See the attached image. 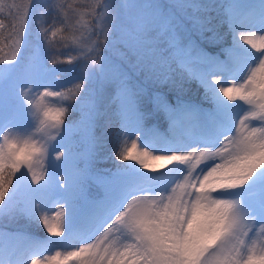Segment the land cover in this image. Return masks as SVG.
<instances>
[{"label":"snow or ice","instance_id":"snow-or-ice-1","mask_svg":"<svg viewBox=\"0 0 264 264\" xmlns=\"http://www.w3.org/2000/svg\"><path fill=\"white\" fill-rule=\"evenodd\" d=\"M8 7L18 23L10 59L0 58V217H25L59 243H79L44 255L57 242L0 226V264H264V0H93L98 39L63 69L55 53L52 67L38 50L22 58L29 8ZM213 8L233 36L225 60L202 44L221 39ZM178 73L198 81L207 110L182 99ZM70 112L79 120H66ZM156 112L171 136L145 127ZM193 114L185 138L177 130ZM108 135L116 159L128 163L94 170Z\"/></svg>","mask_w":264,"mask_h":264},{"label":"rangeland","instance_id":"rangeland-1","mask_svg":"<svg viewBox=\"0 0 264 264\" xmlns=\"http://www.w3.org/2000/svg\"><path fill=\"white\" fill-rule=\"evenodd\" d=\"M126 2H131V0H112L114 5H123ZM135 2H154L167 5L171 4L173 0H135ZM208 2L214 5H219L223 3L224 0H208ZM240 2L246 4H258L259 0H240ZM11 3L19 6V12H23V8L25 6L29 8V16L26 17V20L29 22L31 35L30 42L25 48L22 58L33 56L38 50L39 55H41L46 60V62H48L49 67H52L50 63V53H55L59 58L58 64L55 65L56 68L63 69L70 67L68 64L69 59H78V49L80 47H90L92 42L98 39L96 33L99 32L100 27L103 25V21L99 19L98 15H94L91 12L93 0H11ZM33 3H35L38 7L33 8ZM123 11L124 10L122 8L118 10V16L121 19L123 18ZM100 12L101 9L97 7L96 13L99 14ZM211 16L215 17L217 21H221L222 13L219 8H213L211 9ZM10 20L11 21H8L9 23L5 24L1 23L0 21V25H3L0 27V30L2 31V33H0V58L3 59H10V54L12 51L11 41L13 39V28L14 25H17L18 23V12L15 13V15L10 18ZM221 24H223L222 21L217 24V28H219L218 26ZM224 25L228 27V36L226 39H220V41L216 44H209L207 41L202 42L203 48L205 49V54L214 56L220 60H225L227 58L226 51L233 41V36L229 26L227 24ZM44 30L47 31L46 36L43 34ZM239 43L242 47L250 49V46L244 45L242 41H239ZM221 49H224L225 51H221ZM77 59H73L74 64L77 63ZM191 68L195 72L199 71L201 66L198 64H193ZM60 78L67 87H71V85L67 84L69 79L68 74L60 73ZM209 78L211 79L212 77ZM221 79L223 80V77H221ZM176 80L177 84L182 86V97L188 95H197L196 100H186L187 102L198 105L205 110L210 107L209 103L204 99V89L200 87L197 80L188 79L187 76H184V78L181 79L179 73L176 76ZM76 82L78 83L79 81ZM233 82L239 83L240 81ZM222 86L228 87L231 85L227 80H224ZM52 90L63 91L62 88H54ZM39 91H43V88L39 89ZM165 91H167L166 88ZM191 92L196 94H191ZM44 102L47 103V99H45ZM65 119L78 121L79 113L70 112L65 117ZM196 122L197 118L193 114L183 121L181 129H178L177 131L182 132L186 138L188 134L195 130ZM114 126L115 125L113 124V130H115L116 127ZM145 127L149 128L147 121H145ZM155 132L160 136H171L173 134L169 130L167 120L165 124L161 125L160 129ZM11 134L15 135L16 133L13 132ZM132 138L134 139L135 135H133ZM76 141L78 150L81 152L86 151L87 144L81 139V137L78 136ZM138 143H140V141H138ZM112 149V136L108 135L97 146L92 165L94 170H115L116 165L128 163L117 160ZM81 167H83V163H81ZM149 174L156 175L157 173L149 172ZM89 191L92 194H99L101 189L98 185L93 184ZM53 209H55V206L52 207V210ZM51 211L48 213L49 215H51ZM28 222L34 223L29 221L27 218L20 216L12 217L4 215L3 217H0V224L7 227V229L10 228L11 230H21V228L24 227L23 225ZM39 225L43 229V232L40 234V236L35 237L34 240L42 242L45 240L57 242L49 245V249L48 251H45L44 255L54 254V252L57 250H73L74 246H78L79 241L75 237L72 240L65 239L63 243H59V238L50 236L43 228L42 224ZM93 239H95V237H93ZM4 258L7 259L6 254Z\"/></svg>","mask_w":264,"mask_h":264},{"label":"trees","instance_id":"trees-1","mask_svg":"<svg viewBox=\"0 0 264 264\" xmlns=\"http://www.w3.org/2000/svg\"><path fill=\"white\" fill-rule=\"evenodd\" d=\"M0 2H2L5 7H4V10L2 12H0V20L3 24L5 23H9L8 21H11L10 18L13 17L15 15V13H17V9L16 8H9L8 5H12L13 3H11V0H0ZM219 28H217V31L219 33V36L221 37V40L222 39H226L227 38V34H228V27L226 25L221 24L218 26ZM0 33H2V31H0ZM193 94V93H192ZM192 96V95H191ZM158 116H164V113L163 112H158L156 113ZM155 116V115H154ZM153 116V118H154ZM106 119H111L113 121V124L116 126L115 124V120L116 118L111 114V112L109 113V116L106 117ZM154 121V120H153ZM155 122V121H154ZM156 124V122H155ZM114 126V127H115ZM0 226H2L0 224ZM4 227V230H11L10 228L7 229V227L3 226ZM23 231L25 234H27L28 236H30L31 238H35V237H38L40 236V234L43 232V229L40 227L39 224L37 223H26L23 227Z\"/></svg>","mask_w":264,"mask_h":264},{"label":"bare ground","instance_id":"bare-ground-1","mask_svg":"<svg viewBox=\"0 0 264 264\" xmlns=\"http://www.w3.org/2000/svg\"><path fill=\"white\" fill-rule=\"evenodd\" d=\"M52 213H51V215L55 212V209H53L52 211H51Z\"/></svg>","mask_w":264,"mask_h":264}]
</instances>
